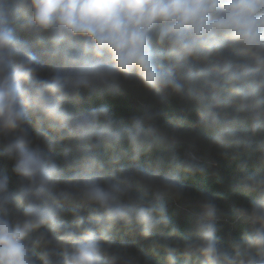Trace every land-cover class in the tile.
<instances>
[{
	"label": "clouds",
	"instance_id": "1",
	"mask_svg": "<svg viewBox=\"0 0 264 264\" xmlns=\"http://www.w3.org/2000/svg\"><path fill=\"white\" fill-rule=\"evenodd\" d=\"M0 160V264H264V0H0Z\"/></svg>",
	"mask_w": 264,
	"mask_h": 264
},
{
	"label": "trees",
	"instance_id": "2",
	"mask_svg": "<svg viewBox=\"0 0 264 264\" xmlns=\"http://www.w3.org/2000/svg\"><path fill=\"white\" fill-rule=\"evenodd\" d=\"M138 101L143 103L142 98H140L136 93L128 91V92L121 94L119 97L115 99L110 98V97H105L103 99L94 98L91 101L85 99L83 101V106L90 108V107L99 106L100 104H107L117 119L126 120L127 117L139 111L141 106H138V108H135V105L136 103H138ZM176 109H177V105L175 104L174 101H172L169 103V107L166 109V113L170 115ZM150 158L151 157H142V161L150 159ZM216 160L222 165H224L225 167H227V172L224 175L231 177L233 173V169H234L233 162L229 164L228 162L229 160H220L217 157H216ZM10 168H11L10 162H4L3 160H0V170L7 171L9 175L12 176L10 172ZM14 180H15V177L12 176V181L14 182ZM215 181H216V178H211L209 174L207 173L206 176L204 177L186 178L183 183H184L185 191L191 195H198L201 190L207 192L209 195H214L215 193L222 191V189L216 184ZM170 202H169V205H170ZM170 216L176 221V223L181 228H183L184 223H180L179 219H177L176 217L172 215Z\"/></svg>",
	"mask_w": 264,
	"mask_h": 264
},
{
	"label": "rangeland",
	"instance_id": "3",
	"mask_svg": "<svg viewBox=\"0 0 264 264\" xmlns=\"http://www.w3.org/2000/svg\"><path fill=\"white\" fill-rule=\"evenodd\" d=\"M142 102L138 101L136 103L135 108H138V106H141ZM183 151V150H181ZM202 157V163L205 164V166L208 168V174L211 178H216L214 175L215 172L220 171L223 175L227 172V167L222 165L216 160V156L214 153H207L204 152L198 153ZM215 162L218 167L213 166V163ZM229 164L231 161H228ZM190 210V206L186 201H171L170 205L168 206L169 214L179 219L180 223H185V219L187 216L188 211ZM229 225H222V231H227L229 229Z\"/></svg>",
	"mask_w": 264,
	"mask_h": 264
}]
</instances>
